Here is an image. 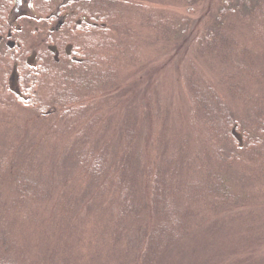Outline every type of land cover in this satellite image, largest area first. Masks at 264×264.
Returning <instances> with one entry per match:
<instances>
[{"label": "trees", "instance_id": "obj_1", "mask_svg": "<svg viewBox=\"0 0 264 264\" xmlns=\"http://www.w3.org/2000/svg\"><path fill=\"white\" fill-rule=\"evenodd\" d=\"M200 1L186 3L192 10ZM9 2L0 8V17L5 16L4 21L0 19V36H9L14 29L7 20ZM120 4L134 7L130 0H35L34 9L45 21L53 20L50 27H55L54 31L66 13L59 16L61 8L75 6L77 13L66 16L71 20L63 23L58 40L60 55L50 49L40 51L34 64L28 61L31 50L24 41L8 49L11 76L7 79L6 75L1 100L8 102L11 97L10 111L21 107L39 113L41 119H53L66 109L61 118H70V125L77 119L84 122L90 115L82 104L83 97L106 90L111 100L118 84L117 78L109 76L120 66L111 31L121 27ZM138 7L144 14L142 25L158 38L168 37L169 30L177 32L168 18L152 16L147 7ZM219 10L223 15L245 12L260 22L264 20V0H221ZM217 23L210 28L205 46L229 60L233 48L227 46L219 18ZM71 42L72 58L64 48ZM99 63L108 70L103 71ZM13 75L17 91L10 88ZM255 76L264 79L262 74ZM114 84L116 88L109 90ZM188 84L208 141L218 144L211 146L204 163L212 159L217 166H199L197 177H193L194 164L183 156L173 155L166 161L158 154L143 167L138 139L142 137V119L152 113H136L134 105L117 119L108 111L104 116L94 113L81 130L75 125L62 131V140L69 143L65 165L37 175L33 158L30 163L23 162L11 177L16 188L13 203L3 201H9L12 194L7 192L3 197L8 171L0 169V264H27L19 252L18 244L23 240L13 232H17L16 224L11 227L7 220H32L37 225L41 233L35 244L37 259L39 252L43 253L38 264H264V207L248 195L244 184L246 191L238 194L241 182L228 175L236 161L247 167L251 162L261 163L258 167L264 172V117L256 128L262 138L253 136L247 122L234 115L214 84L197 68L189 75ZM80 102L81 106L73 107ZM250 114L257 120L260 112ZM113 137L121 140V154L116 158L112 157ZM245 138L248 146L243 144ZM229 146L246 152V156L227 150ZM6 162L10 163V158L2 164ZM55 188H60L62 196L58 214L45 205ZM241 207L249 208L250 216L240 212ZM97 221L99 230L88 238L81 229L97 225ZM77 238L75 249L71 246Z\"/></svg>", "mask_w": 264, "mask_h": 264}, {"label": "rangeland", "instance_id": "obj_2", "mask_svg": "<svg viewBox=\"0 0 264 264\" xmlns=\"http://www.w3.org/2000/svg\"><path fill=\"white\" fill-rule=\"evenodd\" d=\"M9 1L0 0V8L5 5L3 2ZM34 1L11 0V12L7 20L14 29H11L12 33L9 31V36L6 34L0 36V169L8 171L3 183V197L7 192L12 194L9 201L7 198L3 199L5 203H13L16 198L15 183L11 181V177L18 168L23 167L24 161L30 163V159L33 158L37 175L40 173L43 175L46 171L57 168L59 164L65 165L68 160L66 152L69 143L62 140L64 129L76 125L77 130H81L94 113L104 116L108 111L117 119L133 105L136 113L145 111L152 113L151 117L145 116L142 119V137L138 139L137 151L143 167L149 164L150 159H157L158 154L166 161L173 155L179 158L183 156L185 161L194 164L193 177H197L195 170L199 166H217L212 159L207 162L206 158L207 163H204L211 146L214 147L216 144L218 147V144L215 140L208 141L205 126L197 114V104L189 88L188 77L195 68L214 84L234 115L238 116L241 122L245 124L247 122L249 133L262 138L256 128L259 120L262 121L264 117V79L256 78L255 75L259 73L264 76V20L260 22L255 16L247 15L245 12L223 15L219 10L221 0H202L196 3L192 10L189 9L186 0H130L134 7L120 4L122 13L118 14V20L121 27L111 31V39L117 44L114 55L119 58L120 66L114 75L109 76V79L117 78L115 82L118 87L114 90L116 88L114 84L109 89L114 90V94L111 95H115L111 100L108 92L104 90L87 98L83 97L85 99L83 103L73 106L76 108L82 103L90 112L84 122L77 119L75 124H67L70 118H61L66 109L57 112L53 119H41L39 113L25 111L21 107L10 111L13 107L11 97L8 98V102L1 100L5 91L6 75L10 72L8 49L13 50L12 45L20 46V40L24 41L26 48L31 50L28 61L34 64L40 51L50 49L60 55L58 44L61 43L58 40L64 31L63 23L67 21L66 16L77 13L75 6L61 8L59 16L63 12L66 13L60 18L61 24L54 31L55 27H50L53 20L48 18L47 22L38 14L34 9ZM48 1L54 3L57 0ZM138 5L147 7V13L151 12L152 16L168 18L167 22L175 25L177 32L169 30L168 37L158 38L147 26L146 28L142 25L144 14L140 12L142 9ZM4 18L5 16L0 17L3 21ZM218 18L224 27L222 32L228 40L227 46L233 48L229 60L211 52L205 46L210 28L218 26ZM67 33L66 30L64 34ZM73 47L74 43H68L64 47L65 53L71 54ZM72 57L73 53L70 55V58ZM99 64L103 71L108 70ZM10 76L8 74L7 79ZM104 84L108 86V83ZM16 87L17 78L13 75L12 81L10 79V88L17 91ZM148 103L150 104L147 105ZM250 112H260L258 119L256 120ZM175 141L178 142L176 145L167 146L168 143ZM120 142L118 137H113V158L121 154ZM243 144L248 146L246 138L243 139ZM226 149L246 156V152L240 153L232 146ZM9 158L10 163L2 164L4 159ZM200 160L202 164H199ZM259 164L261 163L251 162L247 167L243 162L236 161L235 167L228 171V175L241 182V186L237 188L238 194L244 193L247 188L248 195L252 194L263 209L264 172L260 171ZM59 189L55 188L54 195L45 203L55 214H58L62 202ZM239 211L250 216L249 208L241 207ZM7 221L11 227L16 224L14 228L17 232H13L17 234L18 240H23L18 244L23 252L18 251L24 254L27 264H38L37 260L41 259L40 255L43 253L39 252L37 259L35 244L41 237L37 225L32 220ZM98 222L97 225L92 223L81 231L86 232L88 238L92 237L96 230H99ZM74 243L75 246L71 247L78 249V238Z\"/></svg>", "mask_w": 264, "mask_h": 264}]
</instances>
